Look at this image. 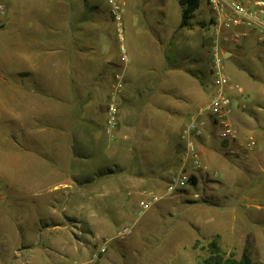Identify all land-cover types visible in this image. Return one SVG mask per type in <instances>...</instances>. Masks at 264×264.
<instances>
[{"label": "crops", "instance_id": "obj_1", "mask_svg": "<svg viewBox=\"0 0 264 264\" xmlns=\"http://www.w3.org/2000/svg\"><path fill=\"white\" fill-rule=\"evenodd\" d=\"M20 1L37 7L30 21L20 27L22 34L29 33L35 41L16 49L11 69L13 100L9 125L3 131H8V142L21 151L23 171L0 173V182L14 189L0 191V200L14 198L13 205L2 207L0 203V212L20 215L9 218V236L23 244L26 232L20 228L22 214L38 209L37 199L43 200L45 194L60 190L62 184L69 185L67 181L50 180L48 175L65 171L75 184H80L81 178L88 179L82 181L88 184L107 178L109 171L118 168L121 195L126 187L135 191L155 189L170 177L177 157L188 159L187 153L185 157L179 154V145L184 142L182 130L207 102L212 79L202 63L187 65L190 56L184 53L183 38L192 26L182 27L181 17L174 28L161 24L156 35H151L139 13L141 0H128L125 10L128 62H123L119 54L121 44L114 34L117 26L108 0ZM145 35L150 43H146ZM200 38L196 60L206 58L212 75L208 35ZM257 44L253 34L240 43L227 44L226 62L242 53L239 63L246 59L252 64L241 65L251 67L254 62L245 53L255 50ZM120 70L125 71L120 122L108 132L107 104L115 90V73ZM226 70L232 81L228 66ZM242 87L249 88L245 84ZM255 101L239 114V101L234 97L235 111L231 115L242 134L256 137L254 150L233 155L228 142L218 137L214 121L208 125L201 151L217 177L227 162L239 178L264 174L263 101ZM50 137L57 139L52 142ZM214 155L222 161L217 162ZM102 192L90 200L103 201L107 194ZM245 192L253 194L259 189ZM233 199L229 201L232 205ZM42 232L40 225L39 238Z\"/></svg>", "mask_w": 264, "mask_h": 264}, {"label": "rangeland", "instance_id": "obj_2", "mask_svg": "<svg viewBox=\"0 0 264 264\" xmlns=\"http://www.w3.org/2000/svg\"><path fill=\"white\" fill-rule=\"evenodd\" d=\"M3 1L7 4V16L0 23V173L21 174L23 155L16 145L8 142V131L3 130L9 125L13 100L11 69L16 49L35 41L29 33L22 34L20 27L30 21L37 7L23 5L20 0ZM141 3L139 13L153 36L162 25L174 28L181 20L178 0H141ZM211 12L207 1L200 0V7L191 18L193 28L183 38V44H186L184 53L190 56L188 67L202 63L213 79L207 59L196 60L200 36L208 35L211 28ZM123 16L125 36V11ZM116 28L114 34L118 37ZM145 40L151 42L148 35ZM119 44H124V50L119 47L120 57L123 51L128 55L126 39ZM245 55H250L254 62L251 67L241 65L250 62L246 59L239 63L242 53L226 62L232 81L249 87L243 92L230 90L232 96L238 98L239 114L254 106L255 100L263 101L261 108L264 110V45L257 44L255 50H248ZM210 96L211 93L207 102ZM233 107L235 111L234 102ZM211 123L208 117L206 134ZM50 139L54 142L57 138ZM203 142L204 139L199 138L196 148L202 163L208 166L201 151ZM179 146L180 156L185 157V143ZM215 158L217 162L222 161L220 157ZM192 161L191 157L187 161L177 157L171 176L155 189L135 191L126 187L122 195L116 167L107 173V178L93 179L94 182L91 180L88 184L83 183L88 180L83 178L80 184H75L65 171L48 175L50 180L67 181L69 185L62 184L60 190L45 194L43 200L37 199V211L33 209L34 212L22 214L20 228L26 232L23 244L9 236V218L20 215L14 212L8 216L0 212V264H90L91 253L106 241L108 250L99 255L95 264H222L228 256L240 258L245 251L254 264H264V174L253 173L252 179L239 178L227 162V166H221L219 178L210 166L195 170ZM183 173L190 176L187 187L168 193L169 182ZM192 175L197 178L196 182L192 181ZM250 188L259 189V192H245ZM7 190L14 189H8L1 181L0 191ZM101 190L107 194L102 197L103 201H91V197L101 195ZM231 199L235 201L233 205L229 202ZM143 200H150L148 208L141 205ZM0 203L2 207L13 205L14 198L7 202L2 198ZM40 225L42 238L38 235ZM123 225L132 226L133 232L121 239L116 234ZM211 242H216L220 250L214 249Z\"/></svg>", "mask_w": 264, "mask_h": 264}, {"label": "built area", "instance_id": "obj_3", "mask_svg": "<svg viewBox=\"0 0 264 264\" xmlns=\"http://www.w3.org/2000/svg\"><path fill=\"white\" fill-rule=\"evenodd\" d=\"M210 6L211 28L208 34L210 44L211 73L213 84L211 96L208 102L202 105L196 111L189 122L184 126L181 138L185 143L188 158L193 159L192 164L197 168H206L208 166L202 163L201 155L196 148V142L206 133L207 118L211 117L218 129V137L224 142H228L229 152L233 155L244 150H254L257 144L256 137L250 134H242L231 120L233 111L234 97L230 90L243 92L244 89L240 84L231 81L227 72L226 65V45L240 43L244 38L254 35L259 44L264 45V0H206ZM110 13L116 24L120 42L125 41L123 35V18L124 11L127 8L128 0H108ZM7 4L0 0V23L7 16ZM124 50V44L120 47ZM123 62L128 61L126 52L121 55ZM115 90L111 93L109 103L107 104L108 122L107 130L111 132L118 126L119 103L121 92L125 85V71L120 70L115 73ZM190 176L183 173L175 177L168 184V193H175L177 188H186ZM157 198V197H156ZM154 198V199H156ZM141 205L148 208L150 200H143ZM133 227L123 225L117 230V237L123 239L132 234ZM108 241L101 248L91 253V263L99 258L101 253L107 252Z\"/></svg>", "mask_w": 264, "mask_h": 264}, {"label": "trees", "instance_id": "obj_4", "mask_svg": "<svg viewBox=\"0 0 264 264\" xmlns=\"http://www.w3.org/2000/svg\"><path fill=\"white\" fill-rule=\"evenodd\" d=\"M182 11H181V26L185 27H191L192 26V20L193 13L200 7V0H178ZM192 181L196 182L197 178L195 175L191 176ZM211 246L214 247L217 251L220 250L216 242H211ZM248 252H244L240 258H234L231 255L228 256L226 259L223 260L222 264H254L249 257Z\"/></svg>", "mask_w": 264, "mask_h": 264}]
</instances>
